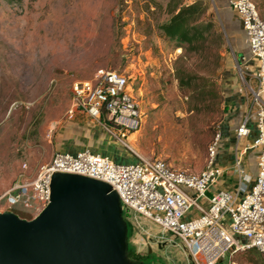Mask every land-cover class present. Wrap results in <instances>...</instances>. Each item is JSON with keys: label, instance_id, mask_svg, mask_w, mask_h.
<instances>
[{"label": "rangeland", "instance_id": "1", "mask_svg": "<svg viewBox=\"0 0 264 264\" xmlns=\"http://www.w3.org/2000/svg\"><path fill=\"white\" fill-rule=\"evenodd\" d=\"M208 1L222 39L189 53L158 30L169 17L167 0H0V212L27 219L36 214L22 204L9 206L2 195L23 164L32 179L50 160L53 137L68 118L72 83L91 79L100 68L127 78L140 115L138 129L124 138L133 151L191 173L206 168L214 135H222L224 126L233 135L245 100L252 98L243 81L246 35L241 27L237 40L229 35ZM257 10L264 19V4ZM178 77L184 83L192 78V86ZM255 152L245 156L249 172ZM123 215L133 228L128 244L145 263L191 264L177 237L133 212ZM245 253L233 254L232 262L250 264Z\"/></svg>", "mask_w": 264, "mask_h": 264}, {"label": "built area", "instance_id": "2", "mask_svg": "<svg viewBox=\"0 0 264 264\" xmlns=\"http://www.w3.org/2000/svg\"><path fill=\"white\" fill-rule=\"evenodd\" d=\"M249 45L247 63H252L244 80L251 101L245 100L235 129L238 140L250 136L248 123L256 118L255 137L234 152L233 169L241 178L238 192L219 189L208 195L227 166L217 164L220 130L207 147V166L198 173L173 168L162 159L139 157L131 163H116L109 156L88 149L54 153L41 165L34 178L25 175L26 164L16 181L2 195L9 206L22 204L37 214L49 201L51 176L75 173L109 184L118 196L122 212H133L177 237L191 264H234L233 254L254 249L264 255V19L251 0H229ZM256 111L252 113V109ZM80 112L101 121L103 128L125 146L124 138L140 125L137 104L125 75L117 70L97 69L88 80L71 85L68 118ZM257 149L256 174L250 184L242 158ZM241 193V195L239 194ZM31 195V196H30ZM36 204L32 206L31 199ZM126 220V219H125Z\"/></svg>", "mask_w": 264, "mask_h": 264}, {"label": "water", "instance_id": "3", "mask_svg": "<svg viewBox=\"0 0 264 264\" xmlns=\"http://www.w3.org/2000/svg\"><path fill=\"white\" fill-rule=\"evenodd\" d=\"M127 232L109 184L55 172L49 201L32 218L0 212V264H147L129 256Z\"/></svg>", "mask_w": 264, "mask_h": 264}, {"label": "crops", "instance_id": "4", "mask_svg": "<svg viewBox=\"0 0 264 264\" xmlns=\"http://www.w3.org/2000/svg\"><path fill=\"white\" fill-rule=\"evenodd\" d=\"M213 1L229 35L237 40L238 38L235 33V29L236 27H241V24L235 13L229 7V0ZM238 44L239 42L237 41L236 46H239ZM102 122L103 119H101V121H97L80 112L75 113L72 118H67V120L60 125L53 137L52 155L58 152L73 154L79 150L88 149L91 152L109 156L116 163H131L141 157L133 151L128 144L125 146L121 141H119L115 134L107 132L103 128ZM237 124L235 125V129ZM233 132V135L230 136L227 128H225V126L222 128L223 138L220 147L217 150L216 162L222 166H227L228 169L220 177L218 183L209 189L208 195H211L219 189L228 190L235 194L239 190L241 178L233 169L230 168L234 159V152L236 148L240 149L246 143L250 142L255 136H253L251 132L249 137L238 140L235 135V130ZM247 154L244 155L242 162L245 174L251 179V184L254 181L256 174V161L255 164L251 162V155L249 160V167L251 170L250 172L247 171V167L245 166V156H247ZM255 154L257 153L255 152ZM239 194L241 195V193Z\"/></svg>", "mask_w": 264, "mask_h": 264}, {"label": "trees", "instance_id": "5", "mask_svg": "<svg viewBox=\"0 0 264 264\" xmlns=\"http://www.w3.org/2000/svg\"><path fill=\"white\" fill-rule=\"evenodd\" d=\"M155 1L156 0H146V2ZM208 2V0H194L186 3L184 0H167L166 10L169 17L158 26L161 35L169 40L177 41L178 44L189 53L202 52L206 48L212 46L217 40H221L222 37L218 32L217 20L212 11L208 12L210 8ZM263 4L264 2L257 6L261 7ZM257 6L256 8L258 9ZM251 67L252 63L247 64L245 71L251 70ZM178 78L182 84L192 86V78H188L186 83L181 80V77ZM236 118H238V116ZM255 122L256 118L252 117L248 123V127L253 136L256 135ZM132 229L131 225H128L127 222L128 235ZM243 252H246L245 256H248L247 261L250 264H264V255L262 253L254 249ZM128 254L134 260L145 262L143 254L136 252L135 248L129 244Z\"/></svg>", "mask_w": 264, "mask_h": 264}]
</instances>
